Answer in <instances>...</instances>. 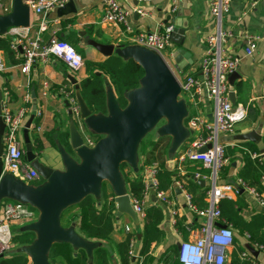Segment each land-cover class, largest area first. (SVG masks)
Instances as JSON below:
<instances>
[{
	"label": "crops",
	"instance_id": "1",
	"mask_svg": "<svg viewBox=\"0 0 264 264\" xmlns=\"http://www.w3.org/2000/svg\"><path fill=\"white\" fill-rule=\"evenodd\" d=\"M4 1L6 5L11 7L12 0ZM117 1L123 4L126 8H130L129 16L127 18V22L131 27L130 33L124 31L123 25L113 26L111 24H105L101 21L106 0H73L77 9L76 14L59 17L57 15L56 8L54 11L49 13V16L51 18H59L61 29L58 36L63 39H74L78 37V45H81L82 42H84L82 37L79 36V32L85 31L86 35L90 38L102 43L134 46L133 42L129 39L132 34L143 30L153 31L160 29L158 27L159 23L171 22L173 25L181 26L184 30L183 47L190 53V58L192 60L187 69L188 74L199 75V64L205 51V38L212 33L214 29V19L210 14L207 0H178V8L172 15L168 12L169 0H152L147 3L136 2L134 0ZM136 6L147 12V15H142L135 11L133 8ZM30 15L32 18V14ZM223 27L232 32V37H230L227 43L224 44V49L228 53L238 55L240 57V62L235 70L238 76L232 80V83H229L227 78L229 87L228 93L229 91L234 92V105L241 104L246 107V117L235 124L232 133H219L217 140L220 144L225 146V149L229 147L247 150L244 146L237 144V141L244 140L235 139V135L259 128L260 140L258 143L248 140L245 141L257 145L259 149L258 153L264 152V142L262 139L264 132V98L261 96L264 81V0H261L253 8H250V0H232L229 11L223 19ZM245 32L255 34L259 37L257 47L251 55H245L243 53L244 42L242 40V34ZM43 38H48V32L43 34ZM84 44L87 45L85 42ZM173 46L174 45L171 43L168 48L169 52ZM91 48L92 49L88 51V53L87 51H84L90 60L102 61L106 57L94 47L91 46ZM3 57L6 69L4 72H0V90L2 92V101L4 98L3 93L7 91L9 93V108L12 112H15L22 105L21 97L27 88L29 89L30 94H32L33 88L36 99V108H39L42 113L40 118L34 119V121H37L41 126V132L36 135L40 139L43 146L38 154V159L41 163H43V165L52 170L64 171V163L59 150V146L61 144L58 133L59 130L63 131L68 129V123L71 118L68 116L67 107L64 105V99L58 93V88L64 83H69L67 75H73L72 72L62 61L51 56L50 60L46 63H33L28 74H25L20 71V66L18 65L19 61L16 64H12L7 61L4 53ZM181 72L182 75L185 74L183 71ZM77 73V79L84 77L86 75L85 68L83 67V69ZM43 81H47L49 85L47 94L44 98L41 97V83ZM108 81L109 80L106 79L107 93L109 90L111 91L110 88H112L110 82ZM184 96L185 97H183L182 100L185 101L186 99L190 104V109L192 110V112H189V110L186 109V117H188V120L196 115L205 116L208 120L212 119L213 107L210 100L205 99L203 102L196 104L189 99L187 95ZM32 105L33 100L31 101V110ZM184 127L187 130V135L175 150L176 153L188 146L199 133L197 129L190 128L187 123ZM28 134L32 143V139L35 134L31 130H29ZM249 153L250 152H248V154ZM226 156L229 158L228 163L225 164L229 165L227 175L226 177H220L218 175L220 167L215 178L216 184L233 185L235 189H237V192L231 195L232 199L237 198V193H243V201L245 205L241 213L244 218L248 219L256 213L264 214L263 206H260L243 187L239 185L235 186L236 179H238V177H236V173L243 165L240 153L236 151L234 157L230 154H226ZM232 157L234 159H232ZM171 161L172 159L167 156L166 164L170 168L172 166ZM261 161H264V159H261ZM189 163L190 165H193L200 162L190 161ZM138 164L137 159V169L133 170L127 166L126 170L130 171L131 174H139L142 178L141 174L144 165L140 166ZM185 167L186 164L184 165V170ZM173 169L174 176L172 177V187L166 191L172 203L170 205L161 203L156 197V201H152V195L154 194L152 193L150 195V201L148 204L157 203L162 208L163 218L160 223V228L163 230L164 234L158 243H151L149 255L152 256V261H147L145 264H168L167 261L171 260L170 256L176 255L179 242L192 239L197 234L198 226L203 223V218L199 217L194 210L190 209L186 205L183 197V191L174 186V180L182 178L183 174H181V172H179L175 167ZM206 169L208 170V173H203L199 169L196 170L201 172L203 175L208 176L210 170L208 168ZM263 176L264 174L260 177L261 181H264L262 179ZM196 180L199 182L201 187L206 189V193L210 186V180L207 177L205 179L200 178ZM200 183L203 184L201 185ZM240 189H242V191ZM105 192L106 194H114V191L109 184L106 185ZM125 192H127V184ZM205 193L203 200L206 202ZM101 197L102 195L100 194L98 197L94 198L102 200ZM110 199L111 198H109V200ZM4 201L6 200H1L0 206ZM172 219H175L174 224L172 223ZM36 220L37 217L30 221H16L12 223L11 228L13 235L15 233H20L23 230H28L26 229L27 226ZM76 221L77 218L74 220V230L76 234L89 245L95 244V246H104L109 253L110 264H120L119 256L114 245L122 241L128 233L141 232L142 229L141 220H139L137 216L136 220H133L125 213H121L117 216L116 207L114 211V229L108 240H95L84 237L82 232L78 229V221ZM125 225L130 227L129 232L125 230ZM186 226L191 228V232L186 229ZM232 229L234 234L233 244L226 250V261L227 264H242V260L239 256L240 251L243 250L249 252L245 245H249L254 250L257 249H255V244H253V246L248 244L249 237L247 234H239L233 227ZM140 238L135 239L132 245H130V249L132 251V255L128 254L132 259L130 264H142V256L139 255L141 245ZM10 246L14 247L13 249H9V251L3 255L4 257L12 256L25 247L16 246L14 244H11ZM55 246L59 250L55 258L57 262L60 264H77V262L73 260V256H75L74 253L72 256L62 243H58ZM72 248L74 251L76 250V247L72 246ZM253 257L255 259V264H264V251H258L257 256L253 255ZM27 258V264H30L31 260L28 254Z\"/></svg>",
	"mask_w": 264,
	"mask_h": 264
},
{
	"label": "built area",
	"instance_id": "2",
	"mask_svg": "<svg viewBox=\"0 0 264 264\" xmlns=\"http://www.w3.org/2000/svg\"><path fill=\"white\" fill-rule=\"evenodd\" d=\"M22 1L28 6L29 13L32 14V18L31 15L29 17L28 25L11 26L3 34L11 40L10 49L14 53L15 59L19 61L20 71L28 74L33 63H46L51 56L62 61L71 72L82 70L83 59L80 53L58 36L61 29L59 18L49 16L51 11L63 6L68 0ZM134 1L147 3L152 0ZM231 1L207 0L210 14L214 19V29L205 38V51L199 64L198 76L195 74L182 75L181 70L171 60L168 48L172 43L173 23H159L160 29L143 30L129 37L134 45L144 47L161 57L177 80L180 94L187 95L196 104L205 99L212 102V119L208 120L205 116L196 115L188 120V126L197 129L199 133L188 146L177 153L175 152L171 161V168L175 167L181 174L185 173L184 165L190 161L200 162L210 170L208 176L203 175L198 170L192 172L194 179L207 177L210 180V186L205 193L207 206L203 209H197L195 206L192 195L184 187V180H174V186L183 191L186 205L203 218L202 225L197 228V234L192 239L179 242L176 252L179 264H227L226 250L233 244L232 226L222 218L218 202L221 198H231L237 189L231 184L217 185L215 182L217 171L229 160L225 154V146L217 140L218 135L219 133H232L235 124L246 117V107L241 104H232L228 96L227 76L236 70L240 62L238 55L228 53L224 49V44L232 37V32L223 27V19L229 11ZM260 1L250 0V8H253ZM177 8L178 0H169V14H174ZM133 9L142 15H147V12L137 6ZM10 10L11 7L6 5L4 0H0V14H7ZM129 10L130 8H126L117 0H106L101 21L113 26L123 25L124 31L130 33L131 27L127 22ZM45 32H48L47 39L43 38ZM258 39L259 37L252 33L245 32L242 34L243 53L245 55L253 54ZM5 69L3 52L0 50V72H4ZM41 86V97L44 98L49 85L47 81H43ZM58 93L69 104L72 119L77 123L82 133V145L93 148L97 139L92 137L83 125L73 85L70 82L60 85ZM3 96L1 117L5 128L1 173L11 174L14 178L29 184L37 180L40 175L24 159L22 130L27 117L32 113L34 116L29 130L33 131L35 136L40 133L41 126L34 119L40 118L42 113L39 108L34 111L31 110L33 99L28 88L21 97L22 105L15 112H12L8 105L9 93L6 91ZM261 96L264 98V81ZM208 144L209 147H207ZM203 147H206L204 151L201 150ZM249 155L253 159H264V152H250ZM156 169V163L144 165L141 174L143 190L140 198L132 196L128 191L125 192L128 194L131 207L139 220H142L144 216V209L148 205L152 193L161 203L167 205L172 203L166 191L157 189ZM262 179L264 180V176ZM236 185L243 187L260 206L264 207V190L257 191L254 187L247 186L240 178L236 179ZM36 210L35 207L16 200H6L1 204L0 256H3L11 245L12 223L34 220L38 216ZM172 223H175V219H172ZM186 229L191 232L189 226H186ZM125 230L129 232L130 227L125 225ZM134 240L133 238L130 239V245ZM255 249L264 251V246L255 244ZM128 254L132 255L130 248ZM239 256L242 264H255V259L249 252H240Z\"/></svg>",
	"mask_w": 264,
	"mask_h": 264
},
{
	"label": "water",
	"instance_id": "3",
	"mask_svg": "<svg viewBox=\"0 0 264 264\" xmlns=\"http://www.w3.org/2000/svg\"><path fill=\"white\" fill-rule=\"evenodd\" d=\"M56 12L59 17H62L76 14L77 9L73 0H68L63 6L58 7ZM29 17L28 6L22 0H12L11 10L7 14H0V34H4L11 26H27ZM183 31L181 26L174 25L171 33V42L174 46L170 51V57L173 64L183 71L185 76L188 74L187 69L192 60L190 53L183 47ZM79 36L87 45L94 47L106 57L116 54L123 58L134 59L142 67L143 76L139 81V87L125 94L127 105L124 108L119 107L113 89L110 88L111 91L109 90L108 93L106 90L107 113L92 114L79 92V79L74 75H67L68 81L74 87L80 118L86 124V130L100 137L93 148L82 145V133L72 119L68 102L64 100L68 116L71 118L67 127L71 151H67L60 145L59 150L65 170H52L41 163L38 154L32 149L28 132L34 115L30 114L22 130L24 159L44 178V182L38 186L26 184L11 174L1 173L5 125L1 117L2 92L0 90V202L8 198L27 203L38 211L37 220L26 228L34 231L35 239L30 245L22 248V251L30 256V264H48L47 253L55 242H68L73 247H81L90 257L95 244L89 245L76 234L75 222H72L69 228H63L59 218L65 208L76 204L85 196L98 197L103 181H106L114 191L116 215L125 213L136 220L128 194L125 193L124 179L119 171L120 163L127 162L131 169H137L138 144L162 117L165 119V124L155 135L156 137L167 135L172 138L168 150L170 159L173 158L175 150L187 135L183 124L186 108L184 101L178 99L179 84L159 55L138 45L122 46L102 43L90 38L85 31H80ZM236 76H238L236 71L231 72L227 76L229 83H232ZM228 95L231 103L234 104V92L229 91ZM31 96L32 110H35L36 99L33 88ZM235 139L258 143L259 128L237 134ZM205 149L206 147L201 148L202 151ZM152 201H156L154 195H152ZM140 237L141 234H138V239ZM245 247L252 255L257 256V250L249 245Z\"/></svg>",
	"mask_w": 264,
	"mask_h": 264
},
{
	"label": "trees",
	"instance_id": "4",
	"mask_svg": "<svg viewBox=\"0 0 264 264\" xmlns=\"http://www.w3.org/2000/svg\"><path fill=\"white\" fill-rule=\"evenodd\" d=\"M63 40L73 46L83 59V67L85 68L86 75L79 79V92L91 113H107L106 79L110 82L119 107L124 108L127 105L125 94L139 87V81L143 76L142 67L134 59L123 58L116 54L107 56L102 61H92L88 58L84 50L77 48L79 42L78 37L74 39L64 38ZM10 42L11 40L7 35L0 34V50L4 53L9 63L16 64L18 60L14 59V53L10 49ZM187 122L188 117H185L183 124L185 125ZM83 125L86 127L85 123ZM92 135H95V139L100 137L96 134ZM58 136L60 144L67 151H71L68 144V129L63 131L59 130ZM167 137L169 138V136ZM163 138L164 136L147 139L142 138L137 147V159L138 165L140 166L153 163L157 164V189L167 191L172 187L174 169L168 167L166 164L165 159L167 158L170 142L167 139L163 145H160V141ZM262 139L264 142V132ZM237 144L244 146L248 151L229 147L225 149V154L227 155L230 154L234 157L236 151L241 155L243 165L236 173V177L240 178L247 186L254 187L257 191L264 190V183L260 179L262 174H264V161L251 159L248 154V152H259L257 145L248 141H237ZM42 147L40 139L34 136L32 139L33 151L39 154ZM233 157L232 159H234ZM127 166V162H121L119 165V171L122 174L124 182L127 184V191L132 196L140 198L143 190L142 178L139 174H131L130 171H127ZM196 169H199L203 173H208V170L200 163L190 165L188 162L186 163L185 173L180 180H184V187L192 195V201L195 203L197 209H203L206 207V202L203 200L206 189L201 187L199 182L193 178L192 172ZM228 169L229 165H223L218 175L220 177H226ZM34 182L32 183L34 186L41 185L44 182V178L39 177ZM107 184L106 181H103L101 184L100 194L102 195V200L95 199L93 195H87L76 204L65 208L60 214V225L63 228H69L71 223L77 218L78 229L84 237L95 240H108L114 229L115 203L113 200L114 194H106L105 192ZM109 198L111 199L109 200ZM243 198V193H237L236 199L221 198L218 202L221 216L225 221L230 223L236 232L248 235V244L252 246L253 244L264 245V214L256 213L248 219L244 218L241 213L245 205ZM4 200L11 199L7 198ZM162 218L163 212L159 204L152 203L145 207L144 216L141 220V232L128 233L122 241L114 245L119 256L120 264L131 263L132 259L128 255L130 239H137L138 234H141L139 255L142 256V264H145L147 261H152V256L149 255V249L152 242L158 243L163 237L164 232L160 228ZM34 239V231L23 230L12 236L11 243L16 246H28ZM58 243H62L72 256L74 253L73 260L77 264H110L109 253L104 246L98 245L93 247L89 257L83 248H76L74 251L68 242H56L51 245L47 253L49 264H60L55 260L59 251L55 245ZM240 252H243V250ZM172 256H170L171 260L167 261V263L179 264L177 258H175L176 255ZM27 262V253L22 250L9 257L0 256V264H27Z\"/></svg>",
	"mask_w": 264,
	"mask_h": 264
},
{
	"label": "rangeland",
	"instance_id": "5",
	"mask_svg": "<svg viewBox=\"0 0 264 264\" xmlns=\"http://www.w3.org/2000/svg\"><path fill=\"white\" fill-rule=\"evenodd\" d=\"M77 48L78 49H82V50H84V51H87V53H88V51H90L92 48H91V46H87V45H85L84 44V42H82V44L80 45H78L77 46ZM165 55H167V53H165ZM167 57V56H166ZM72 74L76 77V76H78L77 74V72H72ZM77 78V77H76ZM109 82V81H108ZM185 94H180V96L178 97V99H182L183 97H185L184 96ZM184 105H185V108L187 109V110H189V112H192V110L190 109V104L188 103V101L185 99V101H184ZM165 124V119L162 117V118H160L159 119V121L154 125V127H152L145 135H144V139H147V138H156V135L155 134H157L158 133V131H159V129H160V127H162L163 125ZM89 133V132H88ZM90 135L91 136H93V137H95V135H92V133L90 132ZM164 136V138L160 141V145H163L166 141H167V139H169V147H170V144H171V140H172V138L169 136V138L167 137V135H160V136H158V137H163ZM168 150H169V148H168ZM168 156V155H167ZM75 160H77L76 159V157H73ZM165 158V157H164ZM166 160V159H165ZM31 184L32 183H35L34 181H32V182H30ZM123 185H124V188H126V184L123 182ZM37 211V210H36ZM12 244V243H11ZM14 247V246H13ZM13 247L12 246H10L9 247V249H13ZM9 249L7 250V251H9Z\"/></svg>",
	"mask_w": 264,
	"mask_h": 264
}]
</instances>
